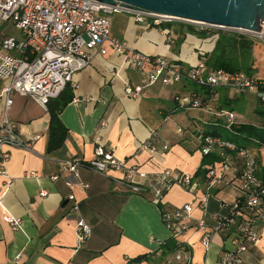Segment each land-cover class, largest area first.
<instances>
[{
	"label": "crops",
	"instance_id": "0c3cea01",
	"mask_svg": "<svg viewBox=\"0 0 264 264\" xmlns=\"http://www.w3.org/2000/svg\"><path fill=\"white\" fill-rule=\"evenodd\" d=\"M121 12H116L121 13L120 23L117 16L112 18L111 35L136 50L162 55L188 67L202 59L200 54L214 47L211 38L184 33L176 25L169 28L175 38L170 44L163 28L139 23L133 13ZM11 23L0 21V48L3 39L12 35ZM142 78V71L129 67L125 57L112 47L109 46L107 54L94 52L91 64L74 75V99L60 112L68 135L61 147L54 150L49 149L48 108L29 96H13L8 115L17 123L20 133L35 137V152L21 147L10 149L7 170L13 183L0 204V264H128L142 254H148V259L140 261L141 264H165L167 259L183 264L176 260L178 251L163 254L160 242L172 236L163 212L192 204L188 224L194 226L204 218L207 228H211L216 215L226 213L228 206L243 194L238 182L216 184L208 194L207 174L194 176L199 182L195 194L177 184L160 203L155 202L151 192L136 193L117 182L113 176H122V172L113 171L108 176L80 167V180L76 181L70 173L52 179L60 172V161L77 156L89 160L99 143L111 148L129 165L138 164L150 173L166 169L196 173L203 159L196 128L208 125L214 128L225 123V117L218 119L216 110L207 107L178 108L174 96L196 94L213 106H219L227 96L231 105L226 110L233 107L234 96L227 91L214 102L209 99L207 88L187 79L180 81L179 88L158 81L137 97L127 94L126 86L134 87ZM4 84L0 79V93ZM4 112L5 103L0 98V120ZM237 119L248 122L238 114ZM259 125L264 126V121ZM178 127L183 128L181 133L177 132ZM153 131L169 145L168 149L162 146L157 151L140 149L143 142L156 138ZM258 159L264 161L260 154ZM235 163L242 167L240 154H236ZM67 179L74 183L67 184ZM2 181L0 178V184ZM41 191L47 194L43 196ZM71 194L75 200L69 199ZM205 198L206 205L202 207ZM76 201L79 211L74 213ZM7 212L21 220L20 228L6 220ZM79 218L92 226V234L83 244L79 243L76 231ZM234 228L233 223L226 232L212 234L210 244L203 240L206 230L193 227L185 232L180 241L191 251V264H218L220 256L232 247L228 236ZM255 228L259 239L246 251L244 264H264V221H258Z\"/></svg>",
	"mask_w": 264,
	"mask_h": 264
},
{
	"label": "built area",
	"instance_id": "2783aa9c",
	"mask_svg": "<svg viewBox=\"0 0 264 264\" xmlns=\"http://www.w3.org/2000/svg\"><path fill=\"white\" fill-rule=\"evenodd\" d=\"M121 11L125 10L97 0H0V21H12L20 32L19 36L7 35L0 48V79L5 82L0 93V98L5 103V112L0 120V178H3L0 184V204L13 183L7 170V163L11 158L10 149L21 147L35 152V137H25L20 133L17 123L8 115V109L14 101L13 96H29L43 107H47L48 101L58 96L68 83L74 86V75L91 64L94 52L107 54L109 46L125 57L129 67L139 69L143 73L141 83L134 87L126 86V93L131 96H139L147 87L158 81L168 84L187 79L199 87L212 90L209 99L214 102L219 99L217 88L222 87L230 90H253L264 102V77L257 73L210 69L204 59L185 67L165 56L136 50L125 41L112 36V15ZM127 12L133 13L137 22L151 26L161 27L162 23L176 19L152 12ZM195 23L200 30L213 27L224 29L203 22ZM261 27L262 31L226 29L245 34L264 44V25L261 24ZM163 30L168 35L169 43L173 44L175 38L169 29ZM217 36L214 35L211 39L215 42ZM174 100L182 109L207 107L209 110H216V116L225 117L227 128L238 123L234 111L204 104L203 99L196 94H175ZM182 131L183 128L178 127L177 132ZM157 134V131H153L152 136L156 138L143 142L140 149L157 151L160 146L168 149L169 145ZM195 135L201 142L203 155L213 152L220 155L219 165L211 167L207 173V193L209 194L216 184L228 185L238 182L243 194L228 206L226 213L216 215V223L211 228H207L204 218L198 220L194 226L188 224L192 215V204L166 211L163 220L171 230L172 236L178 240L193 227L206 230L203 239L205 244H210L212 234L224 233L234 223L235 230L228 236L232 247L220 256L218 264H244L246 251L259 239L255 224L260 220L264 221V180L258 175V155L252 147H239L233 141L213 136L203 126L196 128ZM260 148L263 149L264 144ZM236 154L243 158L242 167L235 163ZM80 167H87L108 176L113 171L122 172V176H113L117 182L136 193L151 192L157 203L163 200L166 192L174 185L178 184L193 194L199 186L198 180L189 173L172 169L150 173L141 169L138 164L129 165L126 159L119 158L111 148H106L100 143L95 146L94 156L89 160L77 156L60 161V172L54 174L52 179L57 180L63 173H70L76 181L80 180ZM73 183L74 181L67 179V184ZM46 194V191H41V195ZM69 199L75 200V195L71 194ZM205 205L206 198L201 202L202 207ZM72 211H79L77 201ZM5 217L13 227H21L19 218L8 212ZM76 231L79 243L83 244L91 236L92 226L84 218H79ZM175 257L183 264H191L189 248H181ZM165 264L174 263L167 260Z\"/></svg>",
	"mask_w": 264,
	"mask_h": 264
},
{
	"label": "trees",
	"instance_id": "16d2710c",
	"mask_svg": "<svg viewBox=\"0 0 264 264\" xmlns=\"http://www.w3.org/2000/svg\"><path fill=\"white\" fill-rule=\"evenodd\" d=\"M173 25L174 22H164L162 23L161 28L169 29L172 28ZM180 29L184 33H190L198 36L199 38L204 39L211 38L214 35H218L214 42L215 44L213 49L211 51L200 54V57L205 60L208 68L225 69L230 72L245 71L250 74L258 72L257 68L254 67L253 53L255 46L259 44V42L255 41L249 36L231 30H214V33H212L209 30H200L194 25H190L187 23H181ZM183 39L184 37L180 38V40ZM208 91L209 94L212 92V90L210 89H208ZM73 99L74 88L72 84L68 83L58 96L51 98L47 103V108L50 113V150H54L61 147V145L67 138L68 128L62 122L60 118V112L65 106H67L71 101H73ZM203 103L206 104V101L203 100ZM260 103L262 105L264 104V102L261 100ZM229 104L231 105L230 98L224 96L222 103L217 106L220 109H227V105ZM257 111L260 114L264 115V109H258ZM222 118L223 117H220L218 119ZM221 124L226 125V122L219 123V126H222ZM230 130V132H234V134L236 135L234 138L228 137V135H225L224 132L219 131L216 128L209 129L207 130V132L212 134L213 136H219L226 140L233 141L239 147H250V145L261 147L264 144V126L262 125H256L254 123L249 122H238L236 124H232ZM225 136H227L228 138H225ZM219 160L220 155L216 152L203 155L201 166L198 168L194 176H205L208 173L209 169L214 166ZM259 164L260 170L258 172V175L262 180H264V161L262 159H259ZM165 212H163V214ZM160 246L163 248V254L165 256L175 253L179 251V249L186 247V245L182 241L176 239L174 236H171L170 238L161 241ZM145 259H148V254L139 255L133 261L128 262V264L140 262Z\"/></svg>",
	"mask_w": 264,
	"mask_h": 264
},
{
	"label": "water",
	"instance_id": "95a60500",
	"mask_svg": "<svg viewBox=\"0 0 264 264\" xmlns=\"http://www.w3.org/2000/svg\"><path fill=\"white\" fill-rule=\"evenodd\" d=\"M125 11L152 12L230 29L262 31L264 0H97Z\"/></svg>",
	"mask_w": 264,
	"mask_h": 264
},
{
	"label": "rangeland",
	"instance_id": "374dc122",
	"mask_svg": "<svg viewBox=\"0 0 264 264\" xmlns=\"http://www.w3.org/2000/svg\"><path fill=\"white\" fill-rule=\"evenodd\" d=\"M123 13V12H121ZM121 13H115L112 15V18H114V16H117V20L118 23H120V14ZM130 14V13H129ZM174 25L179 26L181 23H187L190 25H194L195 27H197V23H195V21H187V20H181V19H174ZM11 26V30H12V35H16L19 36L20 32L18 31V29H16L14 24H10ZM197 28H200L199 26ZM207 30L211 31L212 33H214V30H218L216 28H208ZM219 30H227L229 31V29H219ZM198 42H200L198 40ZM208 43V42H205ZM253 63H254V67L257 68L258 72L257 74L261 77H264V44L260 43L257 44L254 48V53H253ZM185 79H183L184 81ZM182 82H178V83H173V85H171L172 87L175 88H179L181 86ZM217 91L219 93V95H223L224 93H226L227 91L230 92L232 94V96H234L235 100H234V105L233 107L228 108V110H234L238 115H241L242 118H246L244 119V121H248L249 123H254L259 125L262 121H264V115L260 114L257 110L258 109H264V106L260 103V100L256 94L255 91L253 90H249V89H245V90H237V89H231V90H227L226 88H217ZM222 126H215L214 128L218 129L219 131H222L225 133V135H228V137L230 138H234L236 135L234 134V132H230V128L226 129L227 126L221 124ZM226 128H225V127ZM206 129H214L213 126H205ZM227 136H225V138H228ZM250 144V143H249ZM250 147H254V145H250ZM254 149V151L259 155H261L262 157H264V148L263 149H256V148H252Z\"/></svg>",
	"mask_w": 264,
	"mask_h": 264
}]
</instances>
